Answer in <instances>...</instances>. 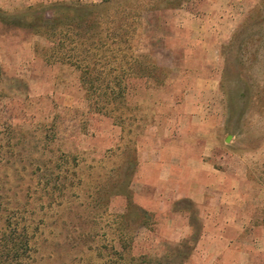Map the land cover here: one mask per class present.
Here are the masks:
<instances>
[{
  "label": "rangeland",
  "instance_id": "374dc122",
  "mask_svg": "<svg viewBox=\"0 0 264 264\" xmlns=\"http://www.w3.org/2000/svg\"><path fill=\"white\" fill-rule=\"evenodd\" d=\"M134 1L130 47L97 69L142 52L163 68L117 119L86 96L71 43L0 23V229L31 244L15 263L214 264L198 249L211 215L234 245L219 259L245 244L241 264H264V0Z\"/></svg>",
  "mask_w": 264,
  "mask_h": 264
},
{
  "label": "trees",
  "instance_id": "16d2710c",
  "mask_svg": "<svg viewBox=\"0 0 264 264\" xmlns=\"http://www.w3.org/2000/svg\"><path fill=\"white\" fill-rule=\"evenodd\" d=\"M134 0H101L99 2H82L80 0H60L46 4L28 5L21 9L6 10L0 6V23L21 28L42 36L51 43L45 47L57 48L63 43H71L72 50L77 52L79 61L85 62L88 57L96 59L91 63H81L77 59H65L80 69L79 79L86 96H95V109L104 115L119 118V106H124L132 94L133 81L137 78H153L163 68L157 65L149 52L124 54L129 68L112 67L107 70L97 69L107 53L117 59V46L130 47L131 31L136 20ZM129 46V47H128ZM122 49V48H121ZM128 56V57H126ZM69 60V61H67ZM136 70V71H135ZM264 92V84H262ZM248 91V87L242 92ZM231 89H228L230 95ZM130 110L129 106H125ZM129 208L134 205L129 203ZM0 215V223H3ZM31 251L28 230L0 229V264H16L20 256H29Z\"/></svg>",
  "mask_w": 264,
  "mask_h": 264
},
{
  "label": "crops",
  "instance_id": "0c3cea01",
  "mask_svg": "<svg viewBox=\"0 0 264 264\" xmlns=\"http://www.w3.org/2000/svg\"><path fill=\"white\" fill-rule=\"evenodd\" d=\"M195 201L198 203V198H195ZM208 219L210 223H205L203 233L198 240V249L206 247V252L202 256H204L206 259H208L209 262H212L214 264H222L224 262H228L230 264H241L246 262L248 259L249 248L246 249L247 245L245 244H242L238 249H234L235 251H237V254L235 255L234 259H219L222 255L226 256L228 251L233 249L234 245L231 240L228 239L220 230V223H217L218 219H215L216 221H210L211 215H209ZM233 226L236 227L238 230H241L242 228L236 223ZM216 243H218V245H216Z\"/></svg>",
  "mask_w": 264,
  "mask_h": 264
},
{
  "label": "water",
  "instance_id": "95a60500",
  "mask_svg": "<svg viewBox=\"0 0 264 264\" xmlns=\"http://www.w3.org/2000/svg\"><path fill=\"white\" fill-rule=\"evenodd\" d=\"M227 140H228V138H227Z\"/></svg>",
  "mask_w": 264,
  "mask_h": 264
}]
</instances>
